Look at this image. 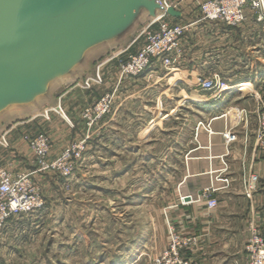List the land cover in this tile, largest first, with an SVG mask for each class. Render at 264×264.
<instances>
[{"label": "crops", "instance_id": "crops-1", "mask_svg": "<svg viewBox=\"0 0 264 264\" xmlns=\"http://www.w3.org/2000/svg\"><path fill=\"white\" fill-rule=\"evenodd\" d=\"M175 8L182 12L181 17H175L177 22L192 24L182 41L183 53L175 59L173 66L153 60L142 74L121 81L113 112L97 125L95 134L90 138L88 161L98 160L103 164V171L100 170L97 175L104 177L105 184L110 183L106 191H112L113 184L120 182V187L116 189L122 196L141 192V196L147 195L150 199H146L147 205L153 206L157 204V198H163L158 209H163L165 215L161 219L167 227L165 236L162 232L157 235L161 225L152 221L151 233L137 232L131 235L133 240H148L155 244L159 237L160 246L154 252L160 251L169 243L170 221L180 234L198 238L195 251H185L186 256L195 260L196 264H247L245 246L251 225L254 224L264 237V149L260 146V114L264 111L261 102H264V50L260 46L264 44V39L257 42L251 26L244 30L246 36L244 34L243 37L239 34L243 25L226 26L201 19L200 10ZM142 43V38L137 36L118 49L127 48L129 52H134ZM115 61L107 62L103 68L106 88L118 85L119 73ZM215 74L229 82L230 87L217 95L199 90L196 78L200 75L211 78ZM88 76L89 72L84 74V77ZM248 82L253 86L248 92L241 91L240 86ZM76 84L70 83L68 90L57 92L62 111L71 122L55 111L49 113V118L40 111H33L16 116L0 129V135L7 131L9 141L7 148L0 145V168H8L14 173L35 169L34 156L23 140L24 134L49 133L52 142L50 159L57 157L64 146L62 139H58L62 133L57 119H61L68 129L84 133V122L80 120L77 108L83 102H95L97 97L93 94H80L79 97ZM231 106L245 109L247 117L235 125L233 132L237 138L228 144L223 132L233 120L223 114ZM43 108L50 107L44 105ZM70 118L75 120L76 126ZM205 126H209L211 131ZM92 170H89L92 172L90 177L98 172ZM252 174L258 178L249 197L245 186ZM44 175L37 172L33 177L37 182L43 184L47 181L50 184L49 178ZM226 178L230 181L229 186L225 185ZM130 183L139 187L132 190ZM207 188L216 189L211 193L218 201L216 207L209 208L204 199L188 205L180 204L181 195L197 197ZM91 191L96 189L92 187ZM60 202L67 208L63 204L65 201ZM72 203L78 206L79 202L72 198ZM120 205H126V202L122 201ZM139 205L135 203L136 208ZM19 216H13L9 225L12 226ZM77 216L72 215L70 221L68 213L58 215L57 228H62L64 232L55 230L52 234L45 232L44 221L38 219L34 222L32 219L36 217L28 218L26 229L30 231L16 237L20 242H30L25 243L24 249L29 254L40 256L41 264H80V244L87 238L82 236L81 220ZM122 221L119 225L124 229L115 235L125 241L124 237L128 236L125 227L128 225ZM16 237L0 235V257L1 252L7 249L17 252L15 244H6L7 241H17ZM49 242H52L51 247ZM148 244L144 243L142 247ZM54 246L57 248L54 249ZM129 251H135L132 254L135 256L140 249L125 250L128 256Z\"/></svg>", "mask_w": 264, "mask_h": 264}, {"label": "water", "instance_id": "water-1", "mask_svg": "<svg viewBox=\"0 0 264 264\" xmlns=\"http://www.w3.org/2000/svg\"><path fill=\"white\" fill-rule=\"evenodd\" d=\"M164 13L182 16L164 0H0V129L44 105L60 110L59 87L95 75L96 61Z\"/></svg>", "mask_w": 264, "mask_h": 264}, {"label": "rangeland", "instance_id": "rangeland-1", "mask_svg": "<svg viewBox=\"0 0 264 264\" xmlns=\"http://www.w3.org/2000/svg\"><path fill=\"white\" fill-rule=\"evenodd\" d=\"M205 0H167V2L171 6H177L180 10H186V11H196L200 10V4L203 3ZM251 16V15H250ZM191 18V17H189ZM258 17L251 16L250 19L243 24L244 27H241L242 29L240 31V36L244 37L243 32L246 30V28L253 27L256 34V41H262L264 39V21H258ZM194 19H196L194 17ZM148 25V22L142 23L140 26H138L129 36V38L124 42H130L135 37H139V34L145 29V27ZM227 26V25H226ZM246 36V34H245ZM142 40L144 37H141ZM241 39V38H240ZM242 40V39H241ZM127 43V44H128ZM126 45V44H125ZM125 51V53H122L119 55V57L115 58V65L118 68L119 73V82L118 85L114 86L112 89L106 88V82H105V72L103 70L104 66L100 69L102 82L100 83H91V87L89 89L83 88L82 85L84 84V81H80L76 84L78 91V96L80 97V94L89 96L93 94V96L97 97V100L95 102H92L93 100H89L87 102H83L80 106H78V114L80 115L81 119L84 122V126L82 127L83 134L80 133L78 129H68V127L61 122V119H57L58 126L61 135H58V139H62V142L64 144L63 149L58 152L57 157L68 147H72L78 142L86 140V150L84 153L83 160H80L75 165L74 171L69 175H63L59 172L55 171H46L43 172L45 175L44 177L49 178L50 184L45 181L43 184L41 182H37L34 180L36 185L39 187V190L44 198L45 205L40 210L32 213V216L26 217L23 214L18 217L13 223L12 226L6 225L2 229H0V235L8 234L11 235V237L14 239L16 235L24 234L30 231V229H26V227L29 226L27 219L28 218H37L32 219L34 222L36 220L44 221V230L45 232L52 234V232L55 230H58V232H64L61 229L57 228L56 220L57 216L67 214L70 215V221L72 215H78L80 216L81 220V232L82 236L86 237V240H82L80 244L81 248V261L80 264H149V260L152 258L151 256H154V250L158 248L160 245L159 243V237H157V242L154 244H151L148 240L145 242H137L133 240L131 235H136L137 232L144 231L148 233L152 231V224L153 221L156 223V225H161V230L159 231L157 229V235L159 236V233L162 232V235L165 236V231L167 227H165L162 224L161 219H163L164 213L163 209H158L159 202L163 200V198H157L155 206L147 205L148 200L150 201L149 197L147 195L141 196V192H130L126 194L125 196H122L119 189H116L117 187H120V182L118 184H113L112 188H114L112 191H106L105 188L109 187V184L104 183V177L99 174L101 171H103L104 166L103 164H100V162L97 160L94 162L88 161V151L87 147H89V142L91 136H93L97 130V125L104 120V118L108 115H110L113 112V107L115 104V101L117 100L119 96V88L121 85V81L124 78H130L134 76H122L121 70H122V61H125L128 54L131 52L128 51L127 48L124 49H118L114 51V53L108 54V56L104 57L102 60L94 61L92 69L100 64L105 63L109 58L113 57V55L117 54L120 51ZM97 70V68H96ZM90 77V76H88ZM87 78V77H86ZM83 83V84H82ZM68 86H61L57 89V91H64L68 90ZM96 88V89H95ZM56 91V92H57ZM59 92V93H60ZM82 92V93H81ZM113 94V100L110 105V112L107 114L101 115L99 118L95 120V123L90 127L89 126V120L86 116H84V111L87 108H93L96 106V104L99 103L106 95ZM95 97V98H96ZM81 103V101H80ZM66 115V113H63V116ZM70 117V116H69ZM66 119L68 122H71L66 115ZM79 118V117H78ZM71 119V118H70ZM73 124L76 126L75 120L73 121V118L71 119ZM71 124V123H70ZM77 128V127H76ZM54 133V132H53ZM82 134V135H81ZM49 135V133H48ZM63 136V137H62ZM89 136V138H88ZM50 137V135H49ZM51 139V137H50ZM95 150V149H94ZM57 157L51 158L55 159ZM5 168V167H4ZM8 169V168H6ZM92 169L98 170L96 175L94 177H90L92 175V172H89V170L94 171ZM9 170V169H8ZM101 170V171H100ZM47 180V179H46ZM132 184L131 189L136 190V183H130ZM98 186V187H94ZM92 187L96 189V191H91ZM118 190V191H116ZM77 194V195H74ZM151 197V194H148ZM142 198V200H139L137 204H140L136 208L135 201L138 198ZM72 198L77 199L78 206H73L72 204ZM148 198V200H146ZM61 201H65L63 204L67 206V208H64L61 204ZM122 201L126 202V205H120ZM142 206V207H141ZM77 207V208H76ZM80 214V215H79ZM77 216V217H78ZM157 218V219H156ZM118 219V222L116 221ZM154 219V220H153ZM125 221V223L128 225L125 228L128 229V236H125L124 240L121 241L117 238V235L123 230L124 226H120L119 222ZM35 227V226H34ZM67 227L70 228V225ZM57 232V231H56ZM67 232V230H65ZM147 236V235H146ZM129 237V238H128ZM17 238V241H7L6 244H15L17 246V252L12 251H3L1 252L0 257V264H41V257H36L35 254L33 256H30L29 253H27L24 249L25 243H30L26 241H19V238ZM128 238V239H127ZM148 238V237H147ZM248 241V240H247ZM166 242V241H165ZM164 242V243H165ZM50 243V247L52 242ZM55 245V242H53ZM144 243H149L146 247H142ZM168 245V244H167ZM247 245V243H246ZM21 246V248L19 247ZM57 248V246H54V249ZM130 248H136L140 249L139 253H137L135 256L132 254L135 253V251H129V256L125 253V250H128ZM246 248V246H245ZM158 252V251H157ZM141 253H143L141 255ZM140 254V256H138ZM51 260V259H50ZM52 261L55 262V258H52ZM51 262V261H50ZM46 263V262H45ZM248 263H249V255H248ZM247 263V264H248Z\"/></svg>", "mask_w": 264, "mask_h": 264}, {"label": "built area", "instance_id": "built-area-1", "mask_svg": "<svg viewBox=\"0 0 264 264\" xmlns=\"http://www.w3.org/2000/svg\"><path fill=\"white\" fill-rule=\"evenodd\" d=\"M164 4L166 7L171 6L167 0H164ZM200 14L203 20L239 27L246 23L251 16L258 17V21H264V0H205L200 4ZM191 25L188 22H177L175 17L168 13H164L156 20L148 23L138 37H144L141 47L128 54L125 61H122V76L142 74L150 67L153 60H158L168 67L173 66L175 59L183 53L182 41ZM260 47L264 50V44ZM125 51L127 50L118 52L105 63L97 66L96 74L87 77L83 82L84 84L82 83V87L89 89L91 83L102 82L101 67L119 57ZM195 84L199 90L216 95L230 87L229 82L223 80L219 74H215L211 78L200 75L196 78ZM112 100L113 94L106 95L95 107L87 108L84 111V116L88 118L90 127L97 118L110 112ZM261 102L264 109V102ZM50 112V108H48L41 114L49 118ZM55 112L60 114L61 109ZM223 116L231 121L233 120L232 124L223 132V137L230 144L237 138V135L233 132L235 125L246 119L247 112L238 106H231ZM260 121L262 129L260 146L264 149V111L260 114ZM201 125L203 124L200 123ZM205 128L211 131L209 126H205ZM6 135L7 131L0 135V145L5 148L9 147ZM23 140L33 153L35 169L14 173L6 168H0V229L5 227L13 216L32 214L44 207V198L34 182L33 176L35 173L55 171L63 175H69L74 171L75 165L83 160L86 150V140L84 139L65 149L57 158L50 159L52 142L46 132L24 134ZM257 178L254 174L247 178L245 191L249 197L252 196ZM224 181L226 182L225 185L229 186V179L226 178ZM215 190V188H207L202 195L197 197L191 194L181 195L179 202L182 205H188L204 199L209 208H214L218 205L217 199L211 195ZM168 233V245L160 251L154 252L149 264H196L195 260L186 256L185 251H195L198 238L193 235L180 234L170 221L168 222ZM246 251L249 255L248 264H264V237L254 224L251 225Z\"/></svg>", "mask_w": 264, "mask_h": 264}, {"label": "bare ground", "instance_id": "bare-ground-1", "mask_svg": "<svg viewBox=\"0 0 264 264\" xmlns=\"http://www.w3.org/2000/svg\"><path fill=\"white\" fill-rule=\"evenodd\" d=\"M253 86V84L251 82H248V83H245L243 85H241L240 87V90L243 91V92H248V90ZM50 111H56L55 109L53 108H50ZM64 111V110H63ZM63 111H62V107H61V113L60 115L62 117H65L66 118V115L63 116ZM67 119V118H66ZM68 120V119H67Z\"/></svg>", "mask_w": 264, "mask_h": 264}, {"label": "trees", "instance_id": "trees-1", "mask_svg": "<svg viewBox=\"0 0 264 264\" xmlns=\"http://www.w3.org/2000/svg\"><path fill=\"white\" fill-rule=\"evenodd\" d=\"M139 200H142V198L139 197V198L135 201V203H137Z\"/></svg>", "mask_w": 264, "mask_h": 264}]
</instances>
